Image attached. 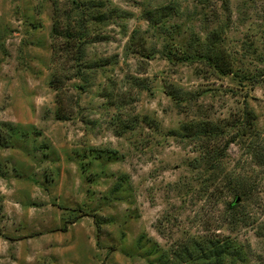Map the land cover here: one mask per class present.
Listing matches in <instances>:
<instances>
[{
  "label": "rangeland",
  "instance_id": "obj_1",
  "mask_svg": "<svg viewBox=\"0 0 264 264\" xmlns=\"http://www.w3.org/2000/svg\"><path fill=\"white\" fill-rule=\"evenodd\" d=\"M86 1L0 0V245L61 215L95 233L88 264H204L207 239L233 243L222 264H264V0ZM81 23L80 53L52 37ZM214 28L241 80L165 57ZM204 120L233 140L215 168L183 129Z\"/></svg>",
  "mask_w": 264,
  "mask_h": 264
},
{
  "label": "trees",
  "instance_id": "obj_2",
  "mask_svg": "<svg viewBox=\"0 0 264 264\" xmlns=\"http://www.w3.org/2000/svg\"><path fill=\"white\" fill-rule=\"evenodd\" d=\"M222 9L227 12L229 10L228 1L220 0ZM95 5L94 0H88L85 3L78 4V8L81 12L92 9ZM147 21L149 24L154 25L153 13L152 11L147 12ZM98 20L105 19L106 14L104 11H101L95 14ZM94 14L92 17H95ZM64 31L61 30L59 25L53 27L52 37L54 35H62L66 41L71 46L75 45L76 52L80 53V43L85 37V26L83 24H78L77 28H73L68 24L65 26ZM56 38V37H55ZM174 45V44H172ZM174 51V52H173ZM165 57L173 61H192L199 62L203 65H206L211 69L212 72L219 75L233 74L241 80L242 76L238 75L234 70V59L232 58L231 53L223 44L222 32L219 29H212L203 40H200L198 37H190L189 41L180 47H171L167 48ZM263 74L258 77H250L249 81L256 82L258 79L262 78ZM171 96L177 98L176 95L170 93ZM57 117L64 118V116L57 114ZM254 112L251 108L248 107L246 103L243 104V117L236 124L238 129L244 131V129L252 128L254 124ZM183 129L189 131L190 135L201 138L200 151L202 153L201 158L205 163H208L210 167L215 168L222 157L224 156L226 146L229 142L233 141L232 138H224V127L219 124L213 123L209 120L197 121L195 123H190L183 126ZM8 140H3L0 138V146H7ZM247 192H242L244 199L247 197ZM236 197L230 203L228 210L237 205ZM241 201V199H240ZM60 229L64 230L65 227L62 226ZM233 243L228 239H207L202 248L203 252V261L204 264H222L223 258L225 256L231 255L234 251Z\"/></svg>",
  "mask_w": 264,
  "mask_h": 264
},
{
  "label": "crops",
  "instance_id": "obj_3",
  "mask_svg": "<svg viewBox=\"0 0 264 264\" xmlns=\"http://www.w3.org/2000/svg\"><path fill=\"white\" fill-rule=\"evenodd\" d=\"M52 209V207L41 208V211L52 212ZM59 213L61 214V211ZM28 219L30 221L25 229L21 224L17 226V229L21 228L22 231L27 230V232L41 229L42 232L36 238L34 236L16 238L11 244L0 245V264H88L92 260L90 253L96 244L93 239L95 233L92 230L75 229L68 226L64 230H59L61 215L58 222H52L50 216L41 220ZM23 233L26 232H22L21 236H24ZM80 243L88 250L89 255L84 254L83 257H79L80 252L77 246Z\"/></svg>",
  "mask_w": 264,
  "mask_h": 264
},
{
  "label": "water",
  "instance_id": "obj_4",
  "mask_svg": "<svg viewBox=\"0 0 264 264\" xmlns=\"http://www.w3.org/2000/svg\"><path fill=\"white\" fill-rule=\"evenodd\" d=\"M236 202L238 201V198H236V200H235Z\"/></svg>",
  "mask_w": 264,
  "mask_h": 264
}]
</instances>
